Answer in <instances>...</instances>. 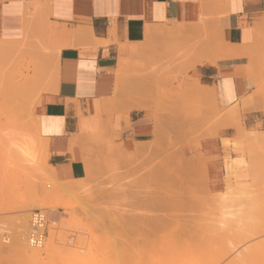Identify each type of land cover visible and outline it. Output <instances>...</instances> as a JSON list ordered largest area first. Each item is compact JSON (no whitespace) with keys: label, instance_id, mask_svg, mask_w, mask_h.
<instances>
[{"label":"crops","instance_id":"1","mask_svg":"<svg viewBox=\"0 0 264 264\" xmlns=\"http://www.w3.org/2000/svg\"><path fill=\"white\" fill-rule=\"evenodd\" d=\"M193 34L209 40L177 66L191 46L176 36ZM27 46L51 72L35 117L61 180L162 162L215 193L239 156L224 139L246 130L248 172L264 178V0H0V50Z\"/></svg>","mask_w":264,"mask_h":264},{"label":"rangeland","instance_id":"2","mask_svg":"<svg viewBox=\"0 0 264 264\" xmlns=\"http://www.w3.org/2000/svg\"><path fill=\"white\" fill-rule=\"evenodd\" d=\"M199 39L193 34L184 43L176 36L173 46H191L177 52V66L196 51ZM156 46H168V40ZM38 62L32 46L0 50V237L13 238L10 244L0 238V264L73 263L48 254L44 262H32L13 244L17 226L35 210L48 215L41 247L52 239L59 253L83 248L87 264H264V178L248 172L247 130L234 141L224 139L225 148L233 147L239 156L227 153L226 185L215 193L184 165L162 162L140 163L134 170L92 164L72 195L52 192L44 185L43 175L51 169L48 158L43 161L45 145L35 117L39 80L51 72L40 75ZM237 121L244 124L243 116L231 120ZM191 145L194 151L196 140ZM235 160L244 163L235 169ZM231 190L240 197L227 200L224 208L220 196Z\"/></svg>","mask_w":264,"mask_h":264},{"label":"bare ground","instance_id":"3","mask_svg":"<svg viewBox=\"0 0 264 264\" xmlns=\"http://www.w3.org/2000/svg\"><path fill=\"white\" fill-rule=\"evenodd\" d=\"M161 32H163L164 31V29H163V31L161 30V29H159ZM159 30L157 31L156 30V32H158L159 34H160V32H159ZM181 30H183V28L181 29ZM149 31H151V30H149ZM156 32H154L155 33V35H157L158 33H156ZM165 32V31H164ZM178 32V31H177ZM183 32V31H182ZM152 33V32H151ZM172 33H174V32H172ZM172 33H171V36H172ZM149 34V33H148ZM158 34V35H159ZM162 34H165V35H167L168 33H162ZM161 34V35H162ZM152 35H154L153 33H152ZM157 35V36H158ZM165 35H162V36H165ZM170 35V34H169ZM197 35V34H196ZM150 36H151V34H150ZM160 36V35H159ZM204 40H209V38L207 37V36H205V35H203V36H200V39H199V46L202 44V42L204 41ZM204 44V43H203ZM199 61H201V60H199ZM21 144V143H20ZM19 144H17V146H18ZM20 146V145H19ZM22 147V149L24 148L23 146H21ZM16 149H18V147L16 148ZM44 159H43V161L44 160H47V158L49 157V150H48V148L46 147H44ZM139 149V148H138ZM18 151H20V149L18 150ZM20 153H21V151H20ZM25 154V153H24ZM23 154V155H24ZM25 156H27V154H25ZM109 157V156H108ZM112 158V157H111ZM111 158H109V159H111ZM103 161V160H102ZM116 161V160H115ZM125 161V160H124ZM46 163H47V161H46ZM38 164V163H37ZM42 164H44V163H41V165ZM113 164V163H112ZM39 165V164H38ZM89 165V164H88ZM114 165V164H113ZM115 165H116V163H115ZM47 166H49V168L51 169V171L48 169V171H50V172H45L46 174L45 175H43V176H45L44 177V181H45V186L46 187H48L49 188V190H51L52 192H54V191H56V192H58V190H61V191H64V192H66V193H68V194H73L74 192H76L75 190L80 186V185H82V181L84 180V178H82V179H79V180H74V181H63V180H61L59 177H57L56 175H55V173H53V172H55V171H53V169L51 168V166L50 165H48L47 164ZM108 166V165H107ZM90 171H91V169H90ZM89 173V172H88ZM41 174V173H40ZM90 176V175H89ZM90 177H92V176H90ZM42 179V178H41ZM87 181V180H86ZM85 181V182H86ZM91 181V180H90ZM87 184H88V182H87ZM90 184V183H89ZM88 184V185H89ZM86 185V184H85ZM85 185H83V186H85ZM91 185V184H90ZM82 186V188H84ZM232 186V185H231ZM229 187L228 189H227V192L228 191H230V189H232V187ZM86 188L84 189V190H87V186H85ZM47 188V189H48ZM82 188H80V189H82ZM239 190V189H238ZM81 191V193H79L78 195H81V194H83V192H82V190H80ZM234 190H231V192H229V196L228 195H226L225 197H223L222 196V194H221V196H220V199H222L221 201H222V203H224L222 206L225 208V206H226V208H227V202L228 203H230V201H227V200H230L231 199V201H232V198H236L237 197V195L238 194H235L234 192H233ZM248 191V190H247ZM227 192H225V193H227ZM78 193V192H77ZM77 193H75V194H77ZM247 193V192H246ZM228 194V193H227ZM67 195V194H66ZM70 195V196H71ZM246 195V194H245ZM230 196H231V198H230ZM217 197V196H216ZM238 197H240L239 195H238ZM220 199H218V200H220ZM248 199V198H247ZM215 200H217V199H214V201ZM213 201V200H212ZM225 201V202H224ZM219 201H217V203H218ZM210 203H211V201H210ZM216 203V204H217ZM220 204V203H219ZM212 205H213V203H212ZM222 206H220L221 207V209L223 208ZM235 208V207H234ZM229 209H230V207H229ZM236 209V208H235ZM234 209V210H235ZM231 210V209H230ZM240 211V210H239ZM238 211V212H239ZM226 212V211H225ZM225 212H223V213H225ZM232 212V211H231ZM231 212H228V210H227V213L228 214H230ZM29 214V213H28ZM232 214H233V212H232ZM225 215V214H224ZM31 216L32 215H27V217L25 218V220L24 221H21V224L23 223V225L21 226L20 224H18L17 222V224L18 225H20V226H17V227H19V230H18V233L16 234V236L14 237V243L13 244H15L19 249H20V251L22 252L21 254L26 258V259H29L30 261H34V262H44L43 260H44V254H48L49 255V257H54V258H59V260L60 259H63L64 261L66 260V259H68L69 261L71 260V262H73L72 264H84L85 262H86V264H87V260H88V258H89V256H87V253H86V255H85V251H84V249L82 248L81 249V252H83V254L81 253V252H79V251H77V252H75V253H71V254H67V253H64V252H60L59 253V251H57L56 250V247L54 246V244L55 243H53V240L51 239L50 240V242H48L47 244H45L46 246L44 247V248H42L41 246H36V245H34L33 243H32V241H31V238H30V231H31V229H33V224H32V219H31ZM225 217L226 216H224L223 218L225 219ZM217 226V225H216ZM219 227V226H218ZM7 233V232H6ZM10 235V234H9ZM0 238H2L3 240H4V242H6V243H9L10 244V242H11V240H12V242H13V238L11 239V238H9V236H6V237H0ZM2 239H0V240H2ZM8 244V245H9ZM6 246V245H5ZM55 260V259H54ZM67 260V261H68ZM26 261V260H25ZM31 263V262H30ZM33 264V263H32ZM42 264V263H41Z\"/></svg>","mask_w":264,"mask_h":264},{"label":"built area","instance_id":"4","mask_svg":"<svg viewBox=\"0 0 264 264\" xmlns=\"http://www.w3.org/2000/svg\"><path fill=\"white\" fill-rule=\"evenodd\" d=\"M31 215L33 224V229L30 231L31 241L36 246H42L47 233L48 215L41 210H35Z\"/></svg>","mask_w":264,"mask_h":264}]
</instances>
